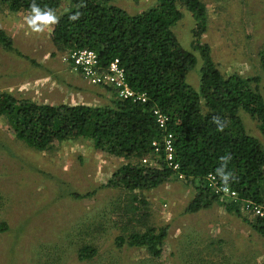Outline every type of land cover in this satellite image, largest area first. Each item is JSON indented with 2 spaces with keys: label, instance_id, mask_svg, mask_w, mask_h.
<instances>
[{
  "label": "trees",
  "instance_id": "obj_1",
  "mask_svg": "<svg viewBox=\"0 0 264 264\" xmlns=\"http://www.w3.org/2000/svg\"><path fill=\"white\" fill-rule=\"evenodd\" d=\"M33 3L55 14L61 1L0 0V5L10 13H30ZM183 10L191 13L194 21L190 50L181 46L173 32ZM77 13V20L69 19ZM205 33L206 8L202 0H155L153 6L138 14H129L115 0H68L66 12L53 25V45L60 52L93 50L102 67L118 59L130 90L144 94L145 103L120 100L115 95L108 105L100 107L53 106L17 99L4 92L0 94V117L16 140L36 150L82 139L89 141L95 151L134 160L121 165L100 188L151 191L169 182H179L193 191L186 214L217 205L240 217L264 239V217H254L251 221L241 217L239 205L219 200L211 191L208 179L212 175L221 189L234 191L240 200L264 206V148L247 134L239 117L240 111L248 114L264 137L262 78L255 74H222L211 58L210 48L201 41ZM0 47L16 52L12 39L2 30ZM194 52L202 61L196 87L186 82L187 73L197 64ZM257 56V66L264 76V46ZM154 109L166 116V131L173 135L174 158L178 164L175 172L164 162L161 148L155 167L141 163L152 154V142L159 141L163 135L154 121ZM216 117L224 125L222 131L213 122ZM218 169L228 175L227 183ZM90 196L92 193L74 195L77 199ZM133 201L145 205L143 200ZM7 230L8 226L0 223V233ZM124 232L114 239L116 248L144 249L157 259L168 226ZM96 254L93 246L84 245L79 248L77 259L85 262Z\"/></svg>",
  "mask_w": 264,
  "mask_h": 264
},
{
  "label": "rangeland",
  "instance_id": "obj_2",
  "mask_svg": "<svg viewBox=\"0 0 264 264\" xmlns=\"http://www.w3.org/2000/svg\"><path fill=\"white\" fill-rule=\"evenodd\" d=\"M60 1L56 18L68 8V0ZM115 3L129 14H138L153 6L155 0ZM202 3L206 8V33L201 41L210 48L213 62L225 76L259 75L263 88L257 53L264 46V0ZM29 14L10 13L0 5V30L22 55L0 47V94L5 92L36 104H63L65 100L58 99L57 90L48 86V82H58L49 81V77L58 75L51 65L56 59L62 61L64 54L52 43L54 24L33 32L25 20ZM193 25L192 14L183 10L181 20L173 27L187 50L191 49ZM197 54L194 52L195 69L186 75V82L193 87L198 84L197 70L202 64ZM239 117L247 134L264 148L257 122L243 111ZM144 158L153 164L156 156ZM130 161L134 160L95 151L89 141L82 139L53 143L44 151L33 149L16 140L0 117V223L8 226L0 233V264H264V256L257 259L255 248L248 242L241 254L230 248L225 253L221 241L224 236L220 235L224 228L228 235L225 241L230 235L235 237L234 230L232 234L229 230L234 219L217 208L186 214L193 191L182 183L169 182L155 190L135 192L100 188ZM88 193L92 196L74 197ZM135 198L145 205L135 203ZM240 212L249 221L254 218ZM151 226H168L159 258H151L144 249L114 246V239L124 230L125 234ZM257 238L264 240L260 235ZM84 245L93 246L97 254L80 262L77 253Z\"/></svg>",
  "mask_w": 264,
  "mask_h": 264
},
{
  "label": "built area",
  "instance_id": "obj_3",
  "mask_svg": "<svg viewBox=\"0 0 264 264\" xmlns=\"http://www.w3.org/2000/svg\"><path fill=\"white\" fill-rule=\"evenodd\" d=\"M62 62L70 66V68L79 73L82 78L93 86H100L112 89L116 97L120 100H130L132 102L145 103L146 97L144 94L139 95L130 90L124 76L123 68L119 64L118 59H114L106 67L99 64L98 55L95 51L89 49H81L75 51H65L62 55ZM154 121L163 135L159 141H154L151 144L153 152L151 155L157 157L159 149H162L164 162L171 168L172 171L178 170V164L174 158V138L171 133L166 131V116L159 110L152 111ZM143 165L147 164L155 167L156 162L148 163L147 159L141 161ZM179 178H181L179 176ZM210 188L219 200L225 203H237L240 211H245L253 217H264V206L252 203L250 200L239 199L237 193L228 189H221L217 186L215 178L208 176Z\"/></svg>",
  "mask_w": 264,
  "mask_h": 264
},
{
  "label": "crops",
  "instance_id": "obj_4",
  "mask_svg": "<svg viewBox=\"0 0 264 264\" xmlns=\"http://www.w3.org/2000/svg\"><path fill=\"white\" fill-rule=\"evenodd\" d=\"M55 57V56H54ZM52 67L55 68L57 76L54 74L53 78L49 77V81H58V82H48L49 89L54 87V90L58 94V99L65 100L67 105H86L92 107H100L108 105L115 97L112 93L114 91L100 86H93L86 82L80 74L73 71L70 66L61 61V59H56L52 62ZM81 76V77H80ZM264 145V144H263ZM263 204H264V185H263ZM211 208H217L218 210L223 211L222 208L215 205ZM223 214H226L228 218L234 219L232 221V226L229 229L230 232L234 230V236L230 235V238L226 240L227 232L223 228L221 235L223 234L224 239H221L225 243V253L227 249L230 248L237 254H241V251L244 252V244L248 242V246H253L257 252V259L264 256V240H258L256 232H254L250 226L244 221H238L235 215L229 214L226 211H223ZM219 230H217L218 232ZM232 234V232H231ZM241 235L240 238H238ZM250 235V236H248ZM261 237V236H260ZM251 240L250 242L247 240ZM234 245V246H233ZM247 246V245H246ZM229 253V252H228ZM256 255V253H255Z\"/></svg>",
  "mask_w": 264,
  "mask_h": 264
},
{
  "label": "clouds",
  "instance_id": "obj_5",
  "mask_svg": "<svg viewBox=\"0 0 264 264\" xmlns=\"http://www.w3.org/2000/svg\"><path fill=\"white\" fill-rule=\"evenodd\" d=\"M79 18V14L70 16V20H77ZM27 25L31 28L33 32H42L44 27L55 24L57 22V18L54 12L51 9L42 10L35 3L31 5L30 14L25 17ZM43 26V27H40ZM213 122L217 125L218 130H223L224 125L219 120L218 117L214 118ZM221 175L222 180L227 183L228 175L221 172V170H217Z\"/></svg>",
  "mask_w": 264,
  "mask_h": 264
}]
</instances>
